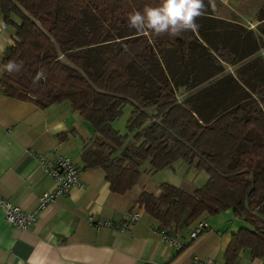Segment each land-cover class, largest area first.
I'll list each match as a JSON object with an SVG mask.
<instances>
[{"label": "trees", "instance_id": "1", "mask_svg": "<svg viewBox=\"0 0 264 264\" xmlns=\"http://www.w3.org/2000/svg\"><path fill=\"white\" fill-rule=\"evenodd\" d=\"M215 1L204 0L196 31L155 37L127 16L159 0H0L15 35L0 91L40 108L70 103L95 133L83 167L102 168L114 193L134 186L145 161L148 171L196 161L208 175L202 186L187 192L164 181L137 202L173 234L231 209L250 228L232 234L224 264H239L244 248L264 261V5L252 30ZM9 61L22 62L19 71L7 72ZM179 90L188 94L178 98ZM125 105L121 134L112 123Z\"/></svg>", "mask_w": 264, "mask_h": 264}, {"label": "crops", "instance_id": "2", "mask_svg": "<svg viewBox=\"0 0 264 264\" xmlns=\"http://www.w3.org/2000/svg\"><path fill=\"white\" fill-rule=\"evenodd\" d=\"M14 38V27L4 22L0 11V63ZM1 74L0 64V78ZM178 94L176 97L183 98L188 92L179 90ZM94 134L91 124L68 102L40 108L0 91V196L25 211L35 209L39 196L54 188V181L43 172L37 158L53 151L73 159L82 183L40 211L36 223L27 229L6 222L0 208V264H207L202 260L205 257L224 264L223 253L232 234L243 227V221L235 218L231 209L213 216L202 214L199 219H205L208 226L194 238L189 231L197 220L176 232L186 242L178 248L161 240L158 222L137 202L143 191L159 194V184L167 180V175L159 180L154 176L165 168L176 176L181 173L182 180L176 185L187 192L200 185L192 180L203 185L208 175L206 178L202 174V181L188 177H200L203 169L196 166L197 162L188 164L178 159L159 171H148V164L141 165L134 186L123 194L114 193L102 168L83 167L82 147ZM138 208L141 217L130 229L96 228L87 221L92 216L95 221L119 222L123 213ZM247 228L250 226L244 222L243 229ZM250 253L241 250L239 264H264Z\"/></svg>", "mask_w": 264, "mask_h": 264}, {"label": "built area", "instance_id": "3", "mask_svg": "<svg viewBox=\"0 0 264 264\" xmlns=\"http://www.w3.org/2000/svg\"><path fill=\"white\" fill-rule=\"evenodd\" d=\"M37 160L43 172L54 181V188L49 191H44L39 196L35 209L25 211L18 205L0 196V208L5 221L19 229H27L33 226L38 219L40 211L54 203L58 197L64 195L72 186H81L82 184L79 170L73 159L69 156L53 151L48 156H39ZM140 217L141 209L138 208L137 210L123 213L119 222H112L106 219L95 221L92 216H88L87 221L96 228H100L101 226H114L120 230H126L130 229ZM207 226L208 222L205 219L195 221L189 231V236L191 238L198 236ZM158 232L161 240L168 246L181 248L186 244L184 239L177 237L166 228L160 227ZM202 260L207 264H216L215 260L211 257H205Z\"/></svg>", "mask_w": 264, "mask_h": 264}, {"label": "clouds", "instance_id": "4", "mask_svg": "<svg viewBox=\"0 0 264 264\" xmlns=\"http://www.w3.org/2000/svg\"><path fill=\"white\" fill-rule=\"evenodd\" d=\"M212 0H209V4ZM204 0H159L156 6H145L143 10H134L127 16L128 25L144 35L160 37L165 34L171 37L181 35L185 31H196L199 25L196 20L204 15ZM22 62L9 61L4 69L12 73L19 71ZM43 78L40 72L34 83Z\"/></svg>", "mask_w": 264, "mask_h": 264}, {"label": "rangeland", "instance_id": "5", "mask_svg": "<svg viewBox=\"0 0 264 264\" xmlns=\"http://www.w3.org/2000/svg\"><path fill=\"white\" fill-rule=\"evenodd\" d=\"M215 4L218 6V8L224 7L223 9H225L226 12H228L226 13L228 17L231 16L232 18H235V13H236V20L243 22L244 24H248V26L254 28L256 25L258 8L264 5V0H235V6H234V0H216ZM130 111H131V106L125 105L122 114L118 118H116L112 123L113 128L118 130L121 134L126 133L125 125L129 118ZM180 161H177V164L180 163ZM147 164L148 162L145 161L142 164V166L144 167ZM169 171H170L169 168H165L158 173V176H154V178L157 180L158 177L167 175V180H166L167 182L174 185L180 183L182 180L181 173L177 172V176H176V172L173 171L169 172ZM202 174L205 175L207 178V174L203 170L199 174L200 177H198L197 175L192 176V174H190L188 177H191V179H197L198 181H202L203 180ZM192 181H194L196 184H200L199 187L202 186V183H197V181L195 180Z\"/></svg>", "mask_w": 264, "mask_h": 264}]
</instances>
